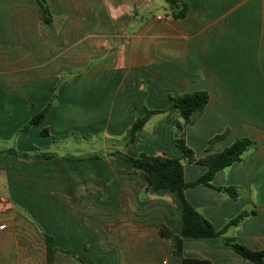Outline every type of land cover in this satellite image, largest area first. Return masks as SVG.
<instances>
[{"label":"crops","instance_id":"1","mask_svg":"<svg viewBox=\"0 0 264 264\" xmlns=\"http://www.w3.org/2000/svg\"><path fill=\"white\" fill-rule=\"evenodd\" d=\"M46 1L50 23L37 0H0V228L6 226L0 264H49L45 236L61 251L53 264H182L174 242L160 235L163 225L181 235L180 199L146 191L145 178L128 162L72 154L84 148L62 142L105 134L112 119L124 126L109 132L115 139L145 104L166 110L168 95L198 91H207L210 101L192 125H208L213 136L229 132L216 151L242 137L256 148L238 165L241 176L232 175L236 165L222 183L221 174L214 180L216 187L242 188L237 201L205 186L186 197L217 229L256 210L225 236L264 251V0H183L190 11L182 20L166 0ZM55 88L44 122L20 134ZM149 124L134 143L141 152L132 157L157 155L160 123L147 135ZM143 135L150 147L141 144ZM184 256L256 264L215 238L185 239Z\"/></svg>","mask_w":264,"mask_h":264},{"label":"trees","instance_id":"2","mask_svg":"<svg viewBox=\"0 0 264 264\" xmlns=\"http://www.w3.org/2000/svg\"><path fill=\"white\" fill-rule=\"evenodd\" d=\"M42 6L46 21H52V13L46 0H37ZM174 12V18L177 20L185 19L190 11V6L183 0H166ZM57 88L53 90L51 101L37 115H35L19 133H26L31 127L40 126L46 119L49 111L54 107L56 102ZM167 98L172 102L171 106L166 110H151L145 107L143 116L137 117L132 124L126 146L134 144L138 134L142 132L145 126L156 116L164 115L171 111L179 113V119L176 127L183 130L185 126L193 123L195 114H203L209 104L210 94L207 91H198L194 93H184L177 96L168 95ZM225 132L215 136L210 140L209 145H213L228 135ZM44 136H48L47 129L42 131ZM177 145L182 149V156L173 158L166 153L157 155L140 154L132 157L124 154L112 153L108 157L128 162L137 171L132 173L141 174L146 180V191H169L175 194L182 203V233L180 236L175 235L173 231L166 225L160 228V235L163 238L170 239L174 242V255L182 258V264H212L210 260L186 258L184 256L185 239H222L224 244L232 248L237 254L243 258L250 260L256 264H264V251H254L250 248L238 243L233 238L225 235L232 227L239 226L243 221L256 213V210L244 211L235 219L231 220L223 229H217L208 219H206L187 199L186 191L199 186H205L220 193H223L230 199L237 201L243 194L242 188L237 186L216 187L213 182L216 176L232 167L235 164L245 162L246 154L252 152L256 148V143L250 138H239L223 151L218 153H208L204 158L197 159L194 151L186 145L185 140H178ZM210 150V149H209ZM207 152H210V151ZM5 153L21 158L30 159L31 156L26 153H20L16 149H8ZM41 159H51L55 156L51 153H40L37 155ZM93 158V157H91ZM102 159L103 157H96ZM196 163L206 168V172L197 180L188 182L185 178L184 162ZM47 241L49 264L54 263L57 253L61 252L55 245L54 239L45 236ZM68 255L70 253L64 252ZM80 264H86L78 259Z\"/></svg>","mask_w":264,"mask_h":264},{"label":"rangeland","instance_id":"3","mask_svg":"<svg viewBox=\"0 0 264 264\" xmlns=\"http://www.w3.org/2000/svg\"><path fill=\"white\" fill-rule=\"evenodd\" d=\"M171 104L172 102H166L164 105L166 106L168 105L169 107L171 106ZM144 107H147L148 109H150L147 104H145ZM167 115L168 114H166L164 117L159 118V119L151 120L150 124L147 127L148 130H145V134H147V131L149 132V130L152 129V127L155 126V124L160 123L158 124V128H156L158 140L156 142V145H154L156 147L154 148V152H156L157 154L166 153L170 157H175L177 155H180L181 157L183 152L176 142L178 140H185L186 145L194 151L195 157L197 159L204 158L206 155H208V153H218V151H216V145L219 142L213 145H209L210 140L213 139L215 136L211 134L212 129L208 125H205L202 123H198L197 125L189 124L185 126L183 130H179L176 127L177 121L180 120L179 117L174 119L172 116L169 117ZM136 119L137 118H135V120ZM122 125L123 124H120L119 120L112 119V120H109V124H107V127L110 129V130L108 129L109 132L114 131V130L116 132H122L123 131L122 129L124 127ZM129 131L130 129H126L123 132L124 134H120V136L119 135L116 136L115 139H111V137L109 136L110 133L106 131L105 134L93 136L91 139L86 137V141H82L81 143L76 142L75 137L72 136L71 139H69L68 141L65 140L64 142H62V145L68 146V148L73 149V150L82 146V148H84L82 149L83 151L75 150V151H72V154L74 153L78 154L79 152H81V153H86V155H90V157H93V158L103 157L102 159H111L108 156L115 152L117 154H124V155L126 154L128 156H136L141 152L139 151V148L135 146L134 144L128 147L126 146V141L128 140ZM142 132H144V130ZM141 138H142V141H144V143H141L143 146H149V147L151 146L149 143V140L147 141L146 135H143ZM6 147H9V145H6ZM208 150L210 152H207ZM145 153L149 155L148 151H146ZM245 162L242 164H235L232 166L234 167L237 165L236 167L232 169V172H233L232 175L234 178H236L237 176H241L242 167H238V165L242 166L245 164ZM184 165H185V178L186 180H188V182H193L204 174L205 168L201 165H198L194 162L190 163L188 161H185ZM232 167L228 168L225 172L223 171L224 173L220 172L218 174V175L221 174L218 179V182L220 183L223 182L222 178H225L229 174V171ZM189 180H192V181H189Z\"/></svg>","mask_w":264,"mask_h":264},{"label":"built area","instance_id":"4","mask_svg":"<svg viewBox=\"0 0 264 264\" xmlns=\"http://www.w3.org/2000/svg\"><path fill=\"white\" fill-rule=\"evenodd\" d=\"M5 227H6V226H2L0 229H1V230H4Z\"/></svg>","mask_w":264,"mask_h":264}]
</instances>
